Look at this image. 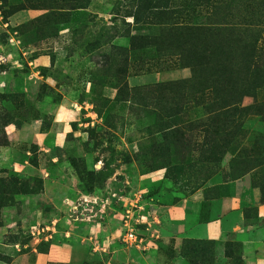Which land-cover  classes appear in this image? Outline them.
<instances>
[{
	"label": "rangeland",
	"instance_id": "obj_1",
	"mask_svg": "<svg viewBox=\"0 0 264 264\" xmlns=\"http://www.w3.org/2000/svg\"><path fill=\"white\" fill-rule=\"evenodd\" d=\"M178 26L230 28L209 32L218 50L185 84L192 70L173 53L208 38ZM0 70L10 86L0 92V142L8 117L46 128L57 108L58 131L70 129L60 153L84 191L106 187L116 204L130 189L149 199L161 182L193 191L213 180L219 190L246 177L264 202V0H0ZM133 171L149 177L133 188ZM1 177L13 197L17 177ZM247 209L255 220L256 207ZM204 241L184 242L190 262L214 264L216 241ZM226 251V264H245L240 242L227 240Z\"/></svg>",
	"mask_w": 264,
	"mask_h": 264
},
{
	"label": "crops",
	"instance_id": "obj_2",
	"mask_svg": "<svg viewBox=\"0 0 264 264\" xmlns=\"http://www.w3.org/2000/svg\"><path fill=\"white\" fill-rule=\"evenodd\" d=\"M6 73L0 70V92L10 88ZM53 113L46 128L39 118L19 122L16 116L3 125L7 141L0 142V176L15 173L31 183L38 179L39 186L16 193L15 202L1 209L0 253L4 257L0 264H191L181 253L185 239L215 240L214 264L227 263L229 239L241 243L245 264H264V202L246 177L226 182L219 190L212 188L213 180L193 191L176 186L164 189L161 182V190L149 199L132 197L130 189L113 204L106 187L94 192L82 188L69 158L60 153L64 147L58 138L70 129L59 132L57 108ZM148 177L128 172L126 182L134 188ZM118 201L124 209L142 204L157 216L150 225L154 235L146 249L122 244ZM207 201L211 202L209 216L203 218ZM93 206L94 210H87ZM252 206L257 218L247 221V208ZM38 225L44 231L34 238L31 230ZM141 230L149 233L143 226Z\"/></svg>",
	"mask_w": 264,
	"mask_h": 264
},
{
	"label": "trees",
	"instance_id": "obj_3",
	"mask_svg": "<svg viewBox=\"0 0 264 264\" xmlns=\"http://www.w3.org/2000/svg\"><path fill=\"white\" fill-rule=\"evenodd\" d=\"M166 13H170V11H167ZM227 27H215L214 28L212 26H198V27L192 28L190 26L189 27L188 26H178L177 28H172V29H175V31L177 33H180V34H183V33H186V32L187 33L197 32L199 34L204 35L206 38H208V39L204 38V40L205 39L206 40L203 41L194 50H192V48H190V46H187L186 44H184V45H186L185 48L184 47L180 48L179 52L173 53V54L179 55V59H180V61H183V65L190 67L191 70H192V77L191 78L186 79V80H182V81H179V82H182L184 84L185 83H189V82H193L194 74L196 76V68L199 69L200 67L206 68V67L210 66L209 59L214 55L215 50H218V48L217 47L215 48L212 45V42H210V39L213 38L214 34L212 36H210L209 32H211V30L214 33L218 32L220 30H223V31L224 30H230V28H227ZM249 48H250V55H253L254 51L257 49V43L253 42L252 45L250 44ZM194 71H195V73H194ZM245 92L246 93L247 92L251 93L250 89L245 90ZM225 107H227V104L222 106V108H225ZM223 111L224 112H228V110H226V109H224ZM69 160H70L71 164L73 165V167L76 166V163L74 162V160H72V159H69ZM15 176L17 177L15 180H16V182L19 185L18 186L19 188H17L15 190V192H14L15 194L16 193H24V192L33 191V188L31 186L29 188H22L21 187L23 185L22 180L19 178V176L17 174H15ZM2 181H3V178L0 176V225L2 224L1 209L4 206H6V205H9V204H12V203L15 202V198H14L15 194L11 198H7L6 197V191H4V189H3L6 186L2 183ZM81 181H83V180L81 179ZM187 240H189V239H185L183 241V245H184V242L187 241ZM190 240H193L195 242L196 241L205 242L203 239H190ZM183 245H182V248H181V253H182L183 256L188 258V256H190V254L189 253H185V255L183 254V251H184ZM226 255L229 256L227 254V251H226ZM3 257L4 256L0 253V258H3ZM190 263L191 264H197L196 262L193 263L192 261Z\"/></svg>",
	"mask_w": 264,
	"mask_h": 264
},
{
	"label": "built area",
	"instance_id": "obj_4",
	"mask_svg": "<svg viewBox=\"0 0 264 264\" xmlns=\"http://www.w3.org/2000/svg\"><path fill=\"white\" fill-rule=\"evenodd\" d=\"M124 211L123 232L121 236L122 244L146 249L154 235L153 232H150V225L157 222V216L155 214L146 215L142 212V206L136 204H132ZM143 224H146L144 229H148V234L142 232L141 226ZM43 231L44 228L38 225L32 228L31 235L34 238H39V235H41Z\"/></svg>",
	"mask_w": 264,
	"mask_h": 264
}]
</instances>
